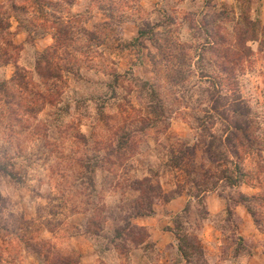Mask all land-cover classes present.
<instances>
[{"label":"clouds","instance_id":"clouds-1","mask_svg":"<svg viewBox=\"0 0 264 264\" xmlns=\"http://www.w3.org/2000/svg\"><path fill=\"white\" fill-rule=\"evenodd\" d=\"M0 264H264V0H0Z\"/></svg>","mask_w":264,"mask_h":264}]
</instances>
